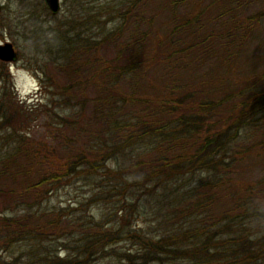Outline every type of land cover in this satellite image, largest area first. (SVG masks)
Here are the masks:
<instances>
[{
	"label": "trees",
	"instance_id": "16d2710c",
	"mask_svg": "<svg viewBox=\"0 0 264 264\" xmlns=\"http://www.w3.org/2000/svg\"><path fill=\"white\" fill-rule=\"evenodd\" d=\"M251 2L261 6L248 14ZM40 4L49 11L44 2ZM150 4L152 0H126L115 30L102 38H84L82 47L79 32L72 38L74 44L66 43L67 29L48 41L51 63L57 64L71 85L65 90L81 88L76 78L84 62L76 63L78 49L93 53L113 43L118 58H109L103 67L108 78L87 81L95 93L79 98L92 103L98 128L88 131L79 126L62 137L70 157L50 169V179L59 171L63 176L88 179L93 200L112 197L118 205L127 203L141 210L138 201L146 194L166 204L158 207L168 210L165 222L177 217V223L183 224L156 241L133 234L141 247L132 264H154L161 260L157 254L164 261L179 259V264H264V53L260 50L264 0H159L160 6L153 9ZM70 28L76 30L78 25L70 24ZM122 36L126 38L120 42ZM94 62L96 57L88 64L96 72ZM144 77L149 94L139 95L136 90L144 88L138 81ZM126 78L124 84H129L131 92L118 91L114 84L110 92L99 94L108 80L112 84ZM58 96L65 109L73 108L69 99L74 95ZM48 104L39 97L28 106L37 109ZM3 105L0 102L1 119L13 109L9 103L8 109ZM79 105L84 107L85 102ZM85 111L71 121L59 118L54 128L88 120L89 114L83 118ZM15 115L8 118L11 125ZM80 132L84 141L74 149V136ZM143 152L150 158H142ZM247 159L249 163H244ZM246 168L254 177L247 190L238 194L235 178L243 177ZM207 186L211 191L206 193ZM224 186L225 207L213 217L215 192ZM37 233L35 227L29 228L24 239L36 242ZM92 235L81 234L79 241L87 245L77 246L73 258L95 254L92 244L100 238ZM223 235L228 236L224 246ZM5 245L10 247L8 242ZM36 253L32 250L34 257ZM31 258L18 264H80L75 259Z\"/></svg>",
	"mask_w": 264,
	"mask_h": 264
},
{
	"label": "rangeland",
	"instance_id": "374dc122",
	"mask_svg": "<svg viewBox=\"0 0 264 264\" xmlns=\"http://www.w3.org/2000/svg\"><path fill=\"white\" fill-rule=\"evenodd\" d=\"M40 1L44 2L0 0L2 6L0 44L10 42L17 51L15 61L0 60V102H4L5 109H8L7 103L13 106L7 118H0V262L18 264L32 256V261H38L42 257L49 259L57 257L66 262L75 259L80 264L136 263L139 256L137 251L141 245L137 235L133 234L137 232L143 240L156 241L164 233L178 231L179 226L183 224L177 223L179 221L177 217L169 218L171 222H165L168 210L158 207L166 204H159V197L146 194L138 201L143 208L141 210L127 203L118 205L117 200L112 197L93 200L92 188L87 185L90 180L77 176H63L66 174L62 175L60 171L54 174L56 177L50 179L49 174L50 169L66 163L70 157L66 156L63 149V136L71 134L72 130L79 126L88 131L98 128V123L90 110L92 103L79 98L95 93L90 86L91 83L87 81H93L101 76L108 78L103 73V67H107L109 58L114 57L116 61L118 58L117 47L113 43L103 42L104 45L93 53L78 49L75 51L76 63L84 62L81 63L83 65L81 76L76 78L81 80V88L65 90V87L71 85L69 80H64L65 75L57 64L51 63V56L47 52L48 41L51 42L53 35L58 31L66 29L68 31L66 30L65 39L70 45L74 44L72 38L75 32H79L81 36V40L78 39L82 44L80 47L85 44L84 38L105 37L120 24L119 13H123L126 0H61V9L55 15L50 11H44ZM159 6V0H152L151 9ZM260 6L261 2L258 7L257 3L251 2L246 12L254 13ZM70 24L71 27L77 24L78 29H71ZM121 32L126 33L124 30ZM123 38L126 37L122 36L119 41L122 42ZM257 44L258 40L252 43V47ZM260 50L264 53V44ZM94 57L97 60L94 62L96 72L88 64L93 62ZM4 73L7 77L3 75ZM146 77L150 78L148 74ZM126 82L128 78L112 84L108 80L99 94L110 92L114 84L117 85L118 91L131 92L127 86L129 84H124ZM138 83L143 89L146 86L145 77ZM107 86L108 88L104 90ZM136 92L139 95L149 94V90L145 88L137 89ZM62 94L74 95L69 99L74 105L73 108L65 109L63 99H59L58 96ZM39 97L43 98V103L48 102L49 107L39 105L40 108L33 109L34 106L30 105L32 107L30 108L28 106L30 99ZM83 101L85 105L81 107L79 103L83 106ZM17 105L20 108H17ZM83 110H86L83 118L89 114L88 120L81 122L79 118L80 122L76 126L54 128L61 121L59 118L66 117L64 119L71 121L74 117L78 118ZM12 115H15V118L11 125L8 118ZM83 136L82 132L76 133L74 149L84 141ZM86 141L89 139L86 138ZM251 153L252 157H255V153ZM143 156L150 155L143 152L142 158ZM249 159L244 163H249ZM109 164L114 163L109 161ZM247 169L243 171V177L235 178L238 182L234 184L240 186L238 194L247 190L249 182L254 177L250 168ZM225 190L226 186L215 192L218 201L210 212L213 217L218 216L225 207ZM210 191L209 186L205 187L206 193ZM14 217L18 218L9 221ZM33 227L38 230L37 240L34 241L36 244L24 239L25 231ZM82 231L93 234L92 236L99 237L100 240L92 244L91 249L95 254L84 257L78 255L73 258L71 253L78 251L77 246L87 245L79 241ZM228 231L230 235L231 231ZM227 237L223 235L222 246L228 242ZM5 242H8L9 248H5ZM32 250H37V256L34 257ZM159 256L161 260H155L154 264H179V259L170 262L164 261L165 258H162L164 256L161 254L156 255L157 258Z\"/></svg>",
	"mask_w": 264,
	"mask_h": 264
},
{
	"label": "water",
	"instance_id": "95a60500",
	"mask_svg": "<svg viewBox=\"0 0 264 264\" xmlns=\"http://www.w3.org/2000/svg\"><path fill=\"white\" fill-rule=\"evenodd\" d=\"M46 6L52 13H57L60 9L59 0H44ZM1 11V5H0ZM17 57L13 45L10 42H5L0 44V60L5 62H10L15 60Z\"/></svg>",
	"mask_w": 264,
	"mask_h": 264
}]
</instances>
